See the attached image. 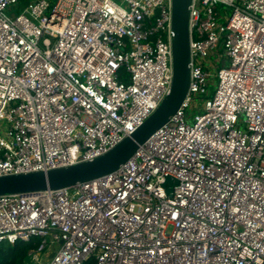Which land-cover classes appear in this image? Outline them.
Here are the masks:
<instances>
[{
  "label": "built area",
  "instance_id": "obj_1",
  "mask_svg": "<svg viewBox=\"0 0 264 264\" xmlns=\"http://www.w3.org/2000/svg\"><path fill=\"white\" fill-rule=\"evenodd\" d=\"M19 1L0 0V176L103 154L172 77L171 0ZM188 29V91L123 164L0 194V244L38 241L23 264H264V0H191Z\"/></svg>",
  "mask_w": 264,
  "mask_h": 264
},
{
  "label": "water",
  "instance_id": "obj_2",
  "mask_svg": "<svg viewBox=\"0 0 264 264\" xmlns=\"http://www.w3.org/2000/svg\"><path fill=\"white\" fill-rule=\"evenodd\" d=\"M191 0H171L172 77L169 91L154 111L145 118L129 135L123 137L108 151L93 159L47 170L0 176V194H25L34 191L58 189L105 175L117 169L151 135L167 123L182 103L190 82V46L188 15ZM170 183L171 178L167 177ZM171 191V189H167ZM53 252L50 253V256Z\"/></svg>",
  "mask_w": 264,
  "mask_h": 264
},
{
  "label": "trees",
  "instance_id": "obj_3",
  "mask_svg": "<svg viewBox=\"0 0 264 264\" xmlns=\"http://www.w3.org/2000/svg\"><path fill=\"white\" fill-rule=\"evenodd\" d=\"M37 240L16 241L0 246V264H23L29 259V251L36 248ZM94 259L89 258L86 264H93Z\"/></svg>",
  "mask_w": 264,
  "mask_h": 264
},
{
  "label": "rangeland",
  "instance_id": "obj_4",
  "mask_svg": "<svg viewBox=\"0 0 264 264\" xmlns=\"http://www.w3.org/2000/svg\"><path fill=\"white\" fill-rule=\"evenodd\" d=\"M31 0H20L17 4H15L14 6L11 7V9L8 11L9 13L13 12H19L24 6L25 4ZM227 14H230L231 9H225ZM209 62V61H208ZM229 61L224 59L221 62L217 63L216 66H228ZM212 66V65H210ZM216 67H213V70L210 74V82L208 84V89L209 92H213L215 87H216V83H217V78H216ZM201 100L200 98L196 97L194 100L191 101L190 105L186 108V117H187V122L188 123H192L193 122V115L198 113L199 110L197 109V103L200 104ZM6 243H2L1 245H5ZM0 245V246H1Z\"/></svg>",
  "mask_w": 264,
  "mask_h": 264
}]
</instances>
